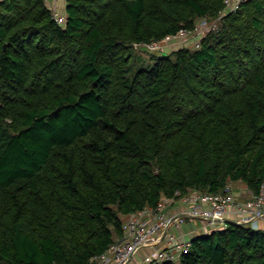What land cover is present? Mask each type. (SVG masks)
<instances>
[{"label": "trees", "instance_id": "trees-1", "mask_svg": "<svg viewBox=\"0 0 264 264\" xmlns=\"http://www.w3.org/2000/svg\"><path fill=\"white\" fill-rule=\"evenodd\" d=\"M0 0V264H88L177 191L264 184V0ZM144 65L132 44L218 19ZM264 264L228 221L180 261Z\"/></svg>", "mask_w": 264, "mask_h": 264}, {"label": "built area", "instance_id": "built-area-1", "mask_svg": "<svg viewBox=\"0 0 264 264\" xmlns=\"http://www.w3.org/2000/svg\"><path fill=\"white\" fill-rule=\"evenodd\" d=\"M60 1L49 0L55 20L63 24L66 14L58 9ZM243 1L225 0L221 17L237 11ZM221 17L212 24L209 18H201L193 28H183L161 40L136 45H143L150 52H164L176 41L193 38L198 48L201 46L198 37L216 29ZM190 219L204 221L209 230L226 226L228 221L258 228L264 220V184L258 193L246 188L236 194L228 185L222 192L189 190L184 194L177 191L174 197L164 196L155 207H146L129 215L124 223V234L117 237L104 253L93 256L88 264H135L136 256L142 251L145 252L139 264L178 262L192 247V238L181 234L183 225Z\"/></svg>", "mask_w": 264, "mask_h": 264}, {"label": "rangeland", "instance_id": "rangeland-1", "mask_svg": "<svg viewBox=\"0 0 264 264\" xmlns=\"http://www.w3.org/2000/svg\"><path fill=\"white\" fill-rule=\"evenodd\" d=\"M65 2H66V0H62L61 2L58 3V9L62 13L63 12L65 13V9H66ZM48 3L50 4L49 0H48ZM214 21H215V19H210L209 23L212 24ZM219 25H220V22H217V27H219ZM202 38L203 37H200V38L198 37V39H199L198 42H201ZM136 43L137 42L132 44L133 52H134L135 55H137L138 57H141L143 59V62L141 61L140 63H143L144 65H148L149 63H152L153 62V57H157V56H160L162 54H171L172 52H174V51H176V50H178L180 48H183V47H190V48L197 47L194 44V39L193 38L176 41V42L170 44L166 48V50L164 52H150L147 49V47H145L143 45H136ZM125 218L126 217H124V221L126 222L127 219H125ZM192 221H194V220H192ZM196 222L198 224L200 223L201 225H203V228L206 229V230H204L205 233H209V232H212L213 230H215V229H210L209 230V228L207 227V224L204 221H202V220L196 219ZM142 258H141V260H142ZM137 264H139V263H137Z\"/></svg>", "mask_w": 264, "mask_h": 264}, {"label": "crops", "instance_id": "crops-1", "mask_svg": "<svg viewBox=\"0 0 264 264\" xmlns=\"http://www.w3.org/2000/svg\"><path fill=\"white\" fill-rule=\"evenodd\" d=\"M62 1V0H61ZM60 1V2H61ZM65 6H66V2H65ZM233 188L236 194H239L240 191H244L247 186H245L242 182H232L230 184ZM127 219L129 216H125ZM200 224V223H199ZM196 222V219H194V221H192L191 219L183 225V228L181 230V234L185 237V238H193L194 236H197L199 234H203L205 233V229L203 228V225H199ZM260 228L264 229V220L260 222ZM145 251H142L140 254H138L135 258V264L139 263L141 261V258L143 257Z\"/></svg>", "mask_w": 264, "mask_h": 264}]
</instances>
